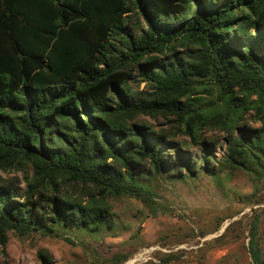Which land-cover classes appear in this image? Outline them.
I'll list each match as a JSON object with an SVG mask.
<instances>
[{
    "label": "trees",
    "instance_id": "obj_1",
    "mask_svg": "<svg viewBox=\"0 0 264 264\" xmlns=\"http://www.w3.org/2000/svg\"><path fill=\"white\" fill-rule=\"evenodd\" d=\"M146 167L264 182V0H0V172L23 185L0 177L1 252L97 232L123 196L152 210Z\"/></svg>",
    "mask_w": 264,
    "mask_h": 264
},
{
    "label": "rangeland",
    "instance_id": "obj_2",
    "mask_svg": "<svg viewBox=\"0 0 264 264\" xmlns=\"http://www.w3.org/2000/svg\"><path fill=\"white\" fill-rule=\"evenodd\" d=\"M190 154L198 155L199 150ZM145 172V183L153 190L157 204L152 210L136 198L123 196L110 201L108 224L97 232L60 228L57 236L24 239L11 234L5 254L0 248V264H41L40 253L51 264L104 263L103 259L114 253L129 255L122 264H163L161 258L168 254L177 258L166 264H251L249 230L255 220L256 243L264 259V182L253 184L241 171L192 179L168 178L176 170L155 176L146 167ZM0 177L18 186L22 174L0 172ZM255 187L259 192L252 198ZM216 218L224 219L218 230L214 227ZM65 237L75 246L64 242Z\"/></svg>",
    "mask_w": 264,
    "mask_h": 264
}]
</instances>
